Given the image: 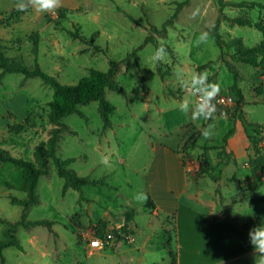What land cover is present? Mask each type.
Here are the masks:
<instances>
[{"label":"rangeland","instance_id":"1","mask_svg":"<svg viewBox=\"0 0 264 264\" xmlns=\"http://www.w3.org/2000/svg\"><path fill=\"white\" fill-rule=\"evenodd\" d=\"M21 1L27 2H18ZM182 1L59 0L55 9L45 12H38L29 4L18 18L12 16L0 24V41L10 47L7 55H19L28 66L34 64V55L26 36L36 31L39 33L37 61L45 73L61 83L72 84L86 76L90 68L106 70L109 61H116L119 62L116 79L126 90V94L105 90L106 99L115 106L109 127L103 126L97 101L78 107L87 119L78 112L62 118L68 128L61 133L56 155L63 159L73 158L69 166L79 175L103 179V183H83L82 196L77 202L78 192L72 188L63 189L64 180L53 163L49 172L40 176L36 186L40 202L30 206L27 215L31 219L52 222L51 225L40 224L32 228L40 243L50 250L55 246L60 249L66 243L68 253L74 250L72 247H80L79 253L84 256L83 245L77 242L75 225L80 220L85 226L82 232L91 236L98 223L87 225V213L90 214L91 210L95 217H101L104 210L112 214L115 221H109L108 230L120 228L116 226L128 210L125 208L128 200L136 221L144 224L148 220L146 179L139 168L147 165L151 144L155 141L189 152L190 156L185 155L183 159L185 165L193 167L187 170L192 176L191 187L193 190L197 186L202 189L200 197H209L205 188L213 185V178L194 179L193 176L209 174L201 173V168L210 170L209 165L219 151L217 148L224 144V135L233 128L232 136L237 127H243L241 119L217 114V106L233 109L238 99L237 88L242 94L245 118L264 125V71L233 60L230 51L219 57L220 48L209 32L219 14L217 0H188L168 22L178 2ZM224 1L247 3L244 7L229 3L223 8L226 16L241 15L264 25V7L254 5L264 6V0ZM59 8L66 10L64 17L59 15ZM76 29L84 41L72 37L71 32ZM201 32H208L206 42H198ZM219 32L225 39L241 37L247 46L255 45L262 38L261 31L254 26L231 25L224 18ZM147 36L168 44L172 54L166 52L163 60L153 62L152 52L156 47L151 42H144ZM17 38L24 41L19 45L15 41ZM226 62L236 68L237 78ZM194 73H206L207 83L220 89L212 101L216 111L209 119H192L199 93L184 87L181 81L189 80ZM234 83L237 88H233ZM228 95L232 101L219 105L218 97ZM52 97L53 88L40 77L25 79L22 73L7 72L0 84V149L13 157L34 160V148L46 145L52 127L47 117L48 102ZM185 101L189 103L188 113L178 107ZM21 124L23 127H19ZM209 126L214 134L205 139L202 129ZM260 144L264 145V139ZM212 171L215 175L220 173L216 168H211V174ZM6 182L12 183L13 189H7ZM21 186L20 168L11 162L0 163V216L10 220L19 218L21 207L11 204L5 194L11 192L24 197ZM259 191L264 194V185ZM142 194L147 198L139 199ZM238 208L239 205H235L232 210L242 214L244 210ZM256 208L249 212L264 219V202H258ZM1 228L2 224L0 239ZM156 228H159L158 224ZM144 229L149 230V227L144 226ZM17 234L25 244L27 230L20 226ZM160 235L162 238L163 234ZM80 238L85 242L82 235ZM10 250L16 252L14 247ZM49 264L57 262L50 259Z\"/></svg>","mask_w":264,"mask_h":264},{"label":"crops","instance_id":"2","mask_svg":"<svg viewBox=\"0 0 264 264\" xmlns=\"http://www.w3.org/2000/svg\"><path fill=\"white\" fill-rule=\"evenodd\" d=\"M18 1L0 0V17L5 11L19 6L22 1ZM248 144L249 140L241 125L228 139L230 159L222 163L216 155L209 165V172L211 168H216L219 175L212 171V174L193 176L194 179L216 177L213 178V185L205 188L209 197L203 198L200 197L202 189L197 186L193 190L190 184L192 176L188 174L183 159L185 155L190 156L189 152L175 150L155 141L151 144L147 165L139 168L146 179L150 216L144 224H140L133 215L127 225L130 239H119L113 235L108 243L89 247L81 241L85 226L79 220L75 225L77 242L84 246V256L79 253L82 250L80 247H72L74 250L68 253L66 243L60 249L55 246L50 250L40 243L38 235L31 229L27 230L26 243L20 241L21 248L14 247L16 252L10 250L11 247L3 250L4 262L49 264V260L53 259L57 264L63 261L65 264H261L259 254L255 252L248 236L252 227L244 228L252 214L249 210L257 209V204L251 208L247 191L253 183L246 151ZM230 165L233 166L227 171ZM9 186L13 184L6 182L5 187L9 189ZM127 203L125 208L132 210L129 200ZM235 205L244 210L242 214L232 210ZM87 214V225L99 220L115 221L108 210L101 212V217H95L93 210ZM123 224L124 217L116 227ZM144 226H148L149 230H145ZM160 233L163 234L162 238ZM56 236L59 238V235Z\"/></svg>","mask_w":264,"mask_h":264},{"label":"trees","instance_id":"3","mask_svg":"<svg viewBox=\"0 0 264 264\" xmlns=\"http://www.w3.org/2000/svg\"><path fill=\"white\" fill-rule=\"evenodd\" d=\"M27 3V2H26ZM188 0L178 2L175 13L172 15L168 22H171L177 15L180 8L187 4ZM232 3L233 5L244 7L246 2H226L224 0H217L219 14L214 22V24L209 28L210 34H213L216 44L220 48L219 57L223 56V53L230 51L231 58L235 61H239L254 68H259L264 71V25L253 23L250 18L244 16H233L229 17L223 13V8ZM259 7H264L261 4H254ZM28 7V6H27ZM25 7L23 10L19 6H14L11 9L2 13L0 17V24H2L3 19H8L10 17L18 18L20 14L27 10ZM119 9V8H118ZM66 10L64 8H59V15L64 17ZM133 19L132 17H130ZM224 18L233 24H241L254 26L262 33V38L253 46H247L243 43L241 37L232 36L228 39L223 38L219 32L221 19ZM72 37L80 38L85 40L83 36L80 35L79 29L71 32ZM27 40L31 43V52L34 55V64L28 66L23 58L17 56H9L6 51L10 49L9 46L4 45L0 41V84L2 79L7 72H19L24 75V78L28 77H40L43 82L53 88V97L51 101L48 102V121L52 124L49 130V137L47 139L46 145H38L33 150L34 160H25L21 157H13L6 150L0 149V163L11 162L20 168L22 174V186L21 190L24 192V197H18L11 192L7 193V198L11 204L21 207V213L19 218L16 220L6 219L0 216V224H2V238L0 239V264H5L3 250L7 247H17L21 248L20 240L17 235L18 227H23L26 230H31L36 225L45 224L51 225V221L46 219H31L28 217L27 212L30 206L40 202L39 196L36 193V186L41 175H45L49 172L51 164L53 163L56 167L58 175L63 178L64 185L63 189L67 190L72 188L76 190L79 194L78 200L82 196L83 183H89L97 185L103 183V179H92L89 176L79 175L73 168L69 165L73 158H60L56 155L58 140L61 137V133L68 128V125L62 121V118L66 115L78 112L81 117L86 118V116L79 111L78 107L83 104H87L90 101L98 102V111L100 118L102 120L104 127L111 126L110 115L114 112L115 106L113 103L108 101L105 97V90L111 89L122 94H126L125 88L116 79V70L119 62L109 61V67L106 70H101L98 68H90L86 76L81 77L75 83L65 84L61 83L56 77L45 73L38 61V42L39 33L34 31L26 36ZM16 43L20 45L24 41L23 38H17ZM145 43L151 42L155 47H159L161 44L165 47L166 52L172 54L171 47L166 43H159L152 36H147L145 38ZM136 56V53H133ZM230 70L238 77V71L233 67L232 64L226 62ZM233 88H237V84H233ZM236 94L238 99L233 106V109L223 108L217 106V114H222L232 119H241L244 127L245 134L249 140V144L246 148L248 153V162L251 166V171L253 174V183L247 189L250 197V206L255 208V205L264 201V194L261 193L260 187L264 183V145L260 144V141L264 139V125L254 121L247 120L244 116L242 105L243 99L240 90L236 89ZM23 127V125H19ZM234 132L231 128L224 135V144L219 149L217 155L222 160L226 162L230 159L231 154L227 151V139ZM201 173L211 172L205 170L204 167L201 168ZM214 179L216 177H213ZM9 189H13V186H9ZM148 203L150 200L148 199ZM133 210H126L124 212V224L120 229L127 232V225L133 219ZM259 223H264V220L258 216L250 214L249 219L244 224V228L253 227ZM110 222L107 220H99L97 223V233L99 236H103L108 231H111L117 238L120 239L118 229H110Z\"/></svg>","mask_w":264,"mask_h":264},{"label":"clouds","instance_id":"4","mask_svg":"<svg viewBox=\"0 0 264 264\" xmlns=\"http://www.w3.org/2000/svg\"><path fill=\"white\" fill-rule=\"evenodd\" d=\"M59 0H27V3L21 2L19 7L23 10L29 4L33 6L38 12H45L55 9L58 6ZM208 32H201L198 37V42H206L208 39ZM166 50L163 44L155 48L152 52L153 62H158L164 59ZM181 83L186 88H191L199 93V102L192 110V119H209L216 111L215 105L212 103L214 97L219 93L220 89L217 85L207 83V74L194 73L189 80H182ZM180 110L185 113L189 112V103L187 101L178 105ZM212 126L202 129V136L205 139L213 136ZM139 199H146L145 195L138 197ZM249 240L255 252L260 257L261 264H264V223H259L253 226L248 233Z\"/></svg>","mask_w":264,"mask_h":264},{"label":"built area","instance_id":"5","mask_svg":"<svg viewBox=\"0 0 264 264\" xmlns=\"http://www.w3.org/2000/svg\"><path fill=\"white\" fill-rule=\"evenodd\" d=\"M217 101H218V104L221 105V104L230 103L232 101V98L229 95L228 96H220V97H218ZM185 167H186V170H188V171L193 169L191 164L185 165ZM118 233L124 239H126V240L130 239V234H128L127 232H123L120 228H118ZM113 235L114 234L111 231H108L103 236H99L97 233V229L95 228V230H93L91 232V236L88 235V232H87V233L83 234V237L85 239L86 244L89 247H100L103 243H105V242L108 243L112 239Z\"/></svg>","mask_w":264,"mask_h":264}]
</instances>
